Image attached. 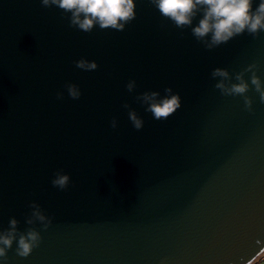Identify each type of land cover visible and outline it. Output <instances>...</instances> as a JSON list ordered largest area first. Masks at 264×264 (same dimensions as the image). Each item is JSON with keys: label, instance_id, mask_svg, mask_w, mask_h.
I'll return each instance as SVG.
<instances>
[{"label": "water", "instance_id": "water-1", "mask_svg": "<svg viewBox=\"0 0 264 264\" xmlns=\"http://www.w3.org/2000/svg\"><path fill=\"white\" fill-rule=\"evenodd\" d=\"M134 5L123 30L85 32L41 0H0V232L15 218L17 237L41 234L5 264H249L264 251V100L251 83L264 82V31L209 46L192 32L202 11L178 27L151 0ZM238 75L245 94L217 87ZM152 93L181 106L155 119Z\"/></svg>", "mask_w": 264, "mask_h": 264}, {"label": "clouds", "instance_id": "clouds-1", "mask_svg": "<svg viewBox=\"0 0 264 264\" xmlns=\"http://www.w3.org/2000/svg\"><path fill=\"white\" fill-rule=\"evenodd\" d=\"M159 13L173 21L178 27L192 25L193 18L202 11L199 22L192 27L193 34L198 39H203L210 34L211 45H217L227 42L236 35L247 31L249 34L257 35L264 31V0H259L258 5L253 9L255 0H151ZM41 3L48 6H56L66 13H70L71 24L80 30L89 32L94 26L101 29L113 28L123 30L126 23L135 17L134 0H41ZM77 67L84 70H94L96 63L81 59L76 62ZM228 72L223 69L213 71V76L222 78L228 77ZM238 83H232L227 86L222 79L217 87L228 94H245L249 84L242 76L236 77ZM251 83L259 92L261 100H264V82L253 75ZM132 83L128 87L131 89ZM69 95L73 98H79L81 91L76 84L69 83L67 86ZM170 92V89H166ZM58 98L62 93H57ZM157 93L150 96L145 95V99L150 101L148 111L155 119L167 118L177 108L181 106L179 94L165 96L160 99ZM247 101V97H245ZM134 127L139 130L142 127V120L135 114H130ZM115 127V121H113ZM70 182V176L61 171L56 172L52 180L54 186L65 189ZM33 215L47 228L51 221L42 214L36 207ZM31 223V221H29ZM10 228L0 232V264H5L8 251L15 243V252L20 257H27L41 241V234L37 230H29L26 234L16 235L17 221L15 218L9 221ZM264 264V251L249 264Z\"/></svg>", "mask_w": 264, "mask_h": 264}, {"label": "rangeland", "instance_id": "rangeland-1", "mask_svg": "<svg viewBox=\"0 0 264 264\" xmlns=\"http://www.w3.org/2000/svg\"><path fill=\"white\" fill-rule=\"evenodd\" d=\"M260 259V258H259ZM259 259L256 261V264H259Z\"/></svg>", "mask_w": 264, "mask_h": 264}, {"label": "bare ground", "instance_id": "bare-ground-1", "mask_svg": "<svg viewBox=\"0 0 264 264\" xmlns=\"http://www.w3.org/2000/svg\"><path fill=\"white\" fill-rule=\"evenodd\" d=\"M258 259H259V258H258ZM258 259H257V260H258Z\"/></svg>", "mask_w": 264, "mask_h": 264}]
</instances>
